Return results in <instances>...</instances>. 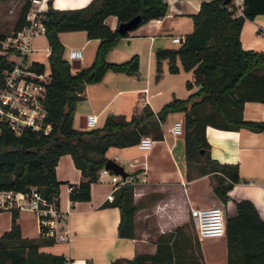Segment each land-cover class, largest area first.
Wrapping results in <instances>:
<instances>
[{
	"label": "trees",
	"instance_id": "obj_1",
	"mask_svg": "<svg viewBox=\"0 0 264 264\" xmlns=\"http://www.w3.org/2000/svg\"><path fill=\"white\" fill-rule=\"evenodd\" d=\"M31 0H24L14 22L13 30L26 22ZM232 0H202L192 13L194 27L186 32L177 45L156 48V71L163 70L164 58L169 69H193V80L199 87L187 96H174L155 110L146 102L142 109L129 116L123 112H110L104 122L95 126H76L74 115L77 102L83 97L86 82L100 80L108 69L135 73L140 59L137 52L122 60L108 58L109 50L121 37L129 34L112 27L106 16L114 13L119 23L139 14L136 26L167 12V0H90L77 7H56L48 0L45 9L46 35L50 51L49 64L52 79L46 95L47 118L52 127L48 132L30 127L15 132L8 124L0 127V188L27 189L37 184L49 198L59 196L61 179L56 164L63 152H71L81 168L83 178L71 184L70 196L85 199L91 196L92 181L98 179V170L106 164L107 148L112 145L136 143L142 134L163 136L162 122L173 110H183L185 119L186 150L188 160L200 159L204 171L215 173V188L224 198L228 189L240 177L236 163L221 162L211 156L206 125L227 128L242 126L264 129V119L246 118L243 113L247 99L264 100V48L245 47L241 29L246 17L264 12V0H244V13L234 14ZM131 28V29H133ZM85 29L88 37H99L92 60L73 68L64 55L65 44L60 32ZM7 32L0 30V73L6 64L7 50L2 39ZM180 57L181 65L177 59ZM44 62L40 61V66ZM187 84L192 85L188 79ZM134 180H125L115 188L110 203L121 209L119 231L133 233V218L137 208L134 201ZM14 207L11 227L0 235V264H66L62 253L43 251L35 238L22 235ZM131 226L129 230L124 225ZM228 244L227 264H264V218L248 197L237 201V211L226 216ZM113 264H120L114 260ZM128 264L148 263L134 257ZM174 264H184L176 262ZM200 264V263H198Z\"/></svg>",
	"mask_w": 264,
	"mask_h": 264
},
{
	"label": "crops",
	"instance_id": "obj_2",
	"mask_svg": "<svg viewBox=\"0 0 264 264\" xmlns=\"http://www.w3.org/2000/svg\"><path fill=\"white\" fill-rule=\"evenodd\" d=\"M3 1L6 0H0V3ZM45 1L48 4V0ZM52 1L56 7H77L90 0ZM201 1L167 0L168 9L164 15L129 29V34L121 37L109 50L108 58H128L137 52L138 71L128 73L108 69L100 80L86 82L82 89L86 104L82 107V103L77 102L74 124L82 126L86 114L95 112L97 125H100L108 113L123 112L129 116L140 111L146 102L157 110L166 100L187 96L197 89L199 84L193 80V69L181 67L171 71L168 58L163 59V70L157 76L155 51L159 46L176 44L173 35H185L193 29L192 13L199 9ZM106 21L113 28L119 24L114 13L107 15ZM74 30L84 31L81 32L84 43H91L95 52L99 37H88L85 29ZM63 31L60 36L65 44ZM241 40L245 47L264 48V12L245 18ZM84 43L72 46L82 48ZM34 46L39 48L35 43ZM49 51L48 46L47 54ZM120 51H123V57H119ZM82 56L79 59L84 65ZM145 57L147 67L143 74ZM177 61L181 65L180 57ZM43 62L49 63V60ZM259 71L264 72V64ZM178 79H184L186 84L178 83ZM188 79L192 80L191 86L187 84ZM243 113L246 118L264 119V100L247 99ZM180 117H184L183 110L170 111L162 122L163 136H153V144L148 148L140 147L136 142L112 144L106 150L108 156L125 165L129 171L126 179L135 181L133 196L137 208L131 235L119 231L121 209L118 204L110 203L113 197H109V193L115 194V187L109 178L92 181L89 198H71V184L84 177L71 152H63L56 164L57 176L62 180L58 202L65 211L57 234H42L37 212L21 207L17 208V220L22 235L38 240L40 250L64 254L66 264H113L114 260L128 264L134 257L155 264H227L226 232L200 237L191 206L220 204L227 216L237 211L240 198L248 197L264 218V129L206 125L211 156L221 162L236 163L239 168L240 177L233 181L228 189L229 197L224 199L215 188V173L222 171H204L200 159L189 161L185 130L178 134L171 130L173 122ZM13 209L0 208V235L11 227ZM130 227L124 225L126 230Z\"/></svg>",
	"mask_w": 264,
	"mask_h": 264
},
{
	"label": "built area",
	"instance_id": "obj_3",
	"mask_svg": "<svg viewBox=\"0 0 264 264\" xmlns=\"http://www.w3.org/2000/svg\"><path fill=\"white\" fill-rule=\"evenodd\" d=\"M45 0H31L27 10V22L20 28L13 30L2 39V47L7 50L6 64L0 73V127L2 123L8 124L15 132L20 133L30 127L48 132L52 122L47 118L46 95L48 84L52 79L49 63L40 66L39 59L31 56L35 50L33 39L39 34L46 33ZM231 7L234 14L244 13V0H232ZM184 35L175 34L174 41L181 42ZM82 48L72 46L67 57L72 63L74 58L82 56ZM73 66V65H72ZM97 113L86 114L85 126L97 124ZM185 129V119H176L171 130L178 134ZM154 137L150 133L142 134L137 142L140 147L148 148L153 144ZM98 178H109L116 188L126 179L106 164L99 168ZM114 194L109 193V197ZM26 207L35 210L39 216L41 233L56 235L60 221L65 211L58 202V196L47 197L37 184L29 188H0V208ZM191 213L195 218L198 234L220 235L226 232V214L222 205H192ZM209 264H222L210 262Z\"/></svg>",
	"mask_w": 264,
	"mask_h": 264
},
{
	"label": "rangeland",
	"instance_id": "obj_4",
	"mask_svg": "<svg viewBox=\"0 0 264 264\" xmlns=\"http://www.w3.org/2000/svg\"><path fill=\"white\" fill-rule=\"evenodd\" d=\"M24 0H6L0 3V30L7 32V34L11 33L13 31V26H14V22L19 14L20 8L23 4ZM13 8V10H12ZM84 32L79 31V30H74V29H69V30H64L62 32V37L65 39V48H64V55H66L67 57L69 56V49L72 45H79L81 46L84 43ZM47 35L45 34H41L38 35L37 37H35L34 39V43L39 45L38 49H35L34 51H32L31 56H35L38 57L40 59H42L43 61L48 62L49 58H48V54H47V50H48V40H47ZM124 38L122 39L123 42ZM177 45L179 42L175 41ZM117 48V47H116ZM83 56H82V63L87 64L86 61H91L94 53L93 52V48L91 46V43L87 44L84 43L83 47ZM116 50V49H115ZM122 50V49H120ZM116 52V51H115ZM116 55V54H114ZM120 56L119 57H123L121 55H123V51H120ZM125 58H121V59H113V60H122ZM146 57L143 60V74L145 73L146 70ZM76 68V67H74ZM141 78V77H140ZM177 81H179L178 83H181L183 86L185 83L184 79H178ZM82 103V107L85 106L86 101L84 100V98H81V100L78 101V104ZM86 111V110H84ZM194 159H192L191 161H193ZM196 160V159H195ZM127 166V164H126ZM134 180V179H132ZM62 182V181H61ZM135 182V181H134ZM135 184V183H134Z\"/></svg>",
	"mask_w": 264,
	"mask_h": 264
},
{
	"label": "water",
	"instance_id": "obj_5",
	"mask_svg": "<svg viewBox=\"0 0 264 264\" xmlns=\"http://www.w3.org/2000/svg\"><path fill=\"white\" fill-rule=\"evenodd\" d=\"M140 15L136 14L134 16H132L131 18H129L128 20L125 21H121L118 24V28L122 31L128 30L133 28L134 26L137 25L138 20H139ZM72 65L74 67H79L81 65V60L79 58H74L72 61ZM86 122H82L81 125L85 126ZM106 165L108 167H111L113 170H115L116 172L121 173L122 177L125 178L128 174V170L125 168V165L121 162H119L117 159L113 158V157H108Z\"/></svg>",
	"mask_w": 264,
	"mask_h": 264
}]
</instances>
